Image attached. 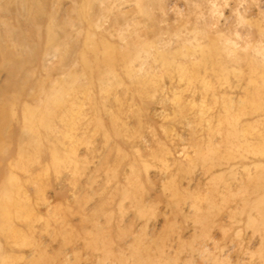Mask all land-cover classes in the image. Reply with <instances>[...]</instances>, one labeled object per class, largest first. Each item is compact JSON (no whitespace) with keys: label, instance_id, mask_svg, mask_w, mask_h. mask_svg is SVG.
Instances as JSON below:
<instances>
[{"label":"rangeland","instance_id":"374dc122","mask_svg":"<svg viewBox=\"0 0 264 264\" xmlns=\"http://www.w3.org/2000/svg\"><path fill=\"white\" fill-rule=\"evenodd\" d=\"M0 264H264V0H0Z\"/></svg>","mask_w":264,"mask_h":264}]
</instances>
